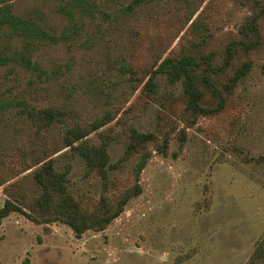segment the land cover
Returning <instances> with one entry per match:
<instances>
[{
    "label": "rangeland",
    "instance_id": "374dc122",
    "mask_svg": "<svg viewBox=\"0 0 264 264\" xmlns=\"http://www.w3.org/2000/svg\"><path fill=\"white\" fill-rule=\"evenodd\" d=\"M39 29H0V177L39 192L28 167L27 122L17 100L65 114L42 131L41 143L81 206L132 182L129 166L109 169L108 182L89 171L63 142L66 127L104 119L108 162L123 153L121 132L168 134L167 155L153 153L139 174L140 193L103 230L75 237L11 212L0 221V264H264V53L233 88L224 112L184 126L175 102L180 82L156 74V99L123 67H147L191 35L210 28L213 45L235 35L245 0H0ZM179 6V7H180ZM264 37V20L262 21ZM23 55V56H21ZM25 57V59L21 58ZM168 105V106H167ZM168 109V110H167ZM109 117V118H108ZM184 129L182 142L178 131ZM97 141L94 132L88 134ZM47 230H44V229Z\"/></svg>",
    "mask_w": 264,
    "mask_h": 264
},
{
    "label": "trees",
    "instance_id": "16d2710c",
    "mask_svg": "<svg viewBox=\"0 0 264 264\" xmlns=\"http://www.w3.org/2000/svg\"><path fill=\"white\" fill-rule=\"evenodd\" d=\"M174 1L179 6L185 2ZM245 1L247 15L238 25L235 35L224 43L213 45L210 28L195 20L188 26L187 32L191 35H183V43H179L178 48L162 58L156 56L147 67H123L136 81L146 76L140 93L156 99L153 78L156 74H164L169 83L180 82L181 93L175 102L180 106L178 117L184 126L190 127L199 116L211 117L224 112L231 103L237 81L248 73L253 58L264 53V0ZM9 8V5H0V29L8 25L14 30L33 27L35 32H39L31 21L13 15ZM7 104L0 101V110ZM14 105L17 107L15 113L21 115L30 128L25 149L28 167H32V178L39 192L30 195L17 182L5 184L2 187L5 198L0 205V221L11 212H17L37 224L63 223L75 237L86 230L101 231L122 212L128 200L140 193L139 174L151 154L165 156L168 153L167 132L158 137L155 133L138 132L126 125L121 132L123 153L115 162L109 163L106 145L110 137L96 131L104 124V119L83 126L66 127L62 135L64 144L81 158L87 170L100 176L102 190L106 188L109 169L121 170L128 165L132 175V182L122 190L110 195L100 193L93 205L81 206L66 188L67 168L56 171L41 143L42 131L54 121L61 122L65 113L50 107L35 108L23 100H17ZM91 132L98 136L97 141L87 137ZM178 138L182 142L184 129L178 131ZM7 180V176L0 177V186ZM262 240L257 245L258 254L263 249L264 238ZM27 263L24 258L20 264Z\"/></svg>",
    "mask_w": 264,
    "mask_h": 264
}]
</instances>
